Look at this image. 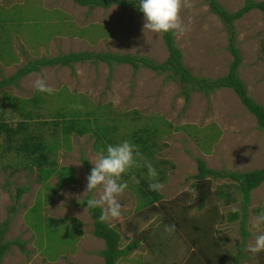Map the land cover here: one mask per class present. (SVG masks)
<instances>
[{
	"label": "rangeland",
	"instance_id": "rangeland-1",
	"mask_svg": "<svg viewBox=\"0 0 264 264\" xmlns=\"http://www.w3.org/2000/svg\"><path fill=\"white\" fill-rule=\"evenodd\" d=\"M215 1L229 13L246 2ZM191 3L193 7L181 13L187 32L173 36L181 63L195 77L224 75L232 59L227 50L229 33L209 9L207 0ZM143 23V15L117 4L89 8L72 0H0V82L28 60L59 53H127L160 62L167 55L162 38L143 31ZM230 25L240 55L237 75L247 95L264 107V11L251 8ZM167 75L141 65L135 69L128 63L107 66L103 61L90 59L75 61L71 67L41 66L16 83L0 85V115L13 125L17 118L3 104L2 96L23 99L24 108L36 114L31 119L35 129L39 130V125L49 144L53 143L49 121L57 118V112L77 118L81 115L89 121V128L82 134L71 131L65 135L66 147L59 144L63 136L58 125L59 141L51 157L60 169L44 181L38 180L33 165L23 166L14 149L0 147V226L7 220L1 241L18 239L24 246L21 251L10 245L0 264H103L97 253L103 248V241L92 235V219L82 204L86 194L90 198L100 195V190L85 192L90 172L83 160L92 168L101 149L90 131L94 125L92 118L96 119V126L116 127L112 136L114 145L125 140L133 143L131 129L146 125L154 129L151 131L155 137L150 136L148 142V151L152 153L147 155L142 150L147 143L138 148L151 160L159 182L164 185L157 192L164 201L187 191L188 198L183 196L182 200L190 202L196 158L202 159L208 168L227 172L264 165V129L257 128L255 118L232 89L221 87L207 94L189 90L187 103L180 92L182 83ZM38 76L56 89L53 95L34 89L33 82ZM147 138L149 135L144 140ZM139 169L122 176L128 188L118 197L120 217L104 221L119 233V247L139 236L136 246L115 264H190L195 248L199 250L205 242L202 239L198 248L190 242L197 235V226L194 225V231L187 227L166 232L165 226L171 224L163 222L161 213L154 210L157 202L140 206L143 200L136 185L140 178L150 180L148 170ZM21 185L26 190L15 200V189ZM234 186L228 177L213 179L211 189L218 188L222 194L214 193L201 209H190L185 215L186 224L189 225V217H201L210 208L223 217L236 209L237 218L231 222L222 219L215 224V234L222 240L216 243L220 252L235 254L239 257L238 264H264V251L253 255L246 250L258 234L251 227L252 218L264 211V181L250 191L245 203ZM36 199L39 207L28 211Z\"/></svg>",
	"mask_w": 264,
	"mask_h": 264
},
{
	"label": "trees",
	"instance_id": "trees-1",
	"mask_svg": "<svg viewBox=\"0 0 264 264\" xmlns=\"http://www.w3.org/2000/svg\"><path fill=\"white\" fill-rule=\"evenodd\" d=\"M72 1L80 6H87L89 8L96 6L106 8L109 5L117 4L122 8L131 7L136 12L143 15V13L138 8L139 3L136 0ZM207 4L209 9L218 16L229 33L227 50L231 54L232 59L229 62L228 69L224 75L215 78L195 77L191 75L189 70L181 63V54L178 48L174 45L173 35L168 33L161 36L163 44L167 50V55L160 62H155L145 56H136L127 53H92L87 51L59 53L53 57H40L33 60H28L26 63L19 66L14 73L9 75L7 78H3L4 80L0 82V85H4L5 83H16V81L24 74L36 71L41 66L57 64L71 67L73 62L82 60H99L106 63L107 66H110L112 63H128L134 69L138 65H141L157 73L166 72L169 78L182 83L180 92L183 94L184 101L187 103L189 90L207 94L221 87L232 89L233 92L238 96L241 104L255 118L257 128L264 129V107L247 95L244 83L240 80L236 72L240 62V55L234 45L233 30L230 25L232 20L239 18L243 13L251 8H257L260 11H264V1L255 2L246 0L242 7L231 13L222 9L215 0H207ZM36 99L37 97L35 98V101ZM1 100H4L3 104L8 107L10 113L11 111L14 113V116H16L17 120L13 125H11L9 121L4 119L3 114L0 115V147L3 148V150L14 149L15 153L19 154L20 156L19 161L21 162V160H23V166L33 165L35 167L37 178L41 181H44L53 174H56V170L60 169H57L54 157H51V155L54 153V148L59 141L56 134L58 125L63 136L62 141L59 144L65 145V147L67 146V139L65 138L67 133L72 131L77 134H82L89 128V121L84 116L80 115L78 118L70 117L65 116L64 112H57L55 116L57 118L49 121L50 126L52 127L50 140H53V143L49 144L47 139H45L47 140V142H45L43 132L39 131V125H37L39 130L35 129L36 124L33 123L31 119L33 120L36 114L34 113L33 115L31 109L24 108L25 101H23V99L20 100L17 97L4 94ZM29 100L32 102L34 97L32 99L30 98ZM95 121L96 119L92 118L94 125L93 129L90 131L93 135L94 142L96 144L98 143L97 146L105 148L106 145H114L112 136H114L116 127H112L111 125L96 126ZM151 130L154 129H151L147 125L145 127L131 129V140L133 141V144L140 146V144L147 143L145 146H142V150H146L147 155L152 153L151 150L148 151V148H150V144L148 142L151 140L152 136L155 137L154 131ZM111 132L112 134H110ZM148 135L149 140L148 138L144 140V138L148 137ZM13 142L16 143L15 146L13 145ZM151 144L153 143L151 142ZM83 164L90 172L91 168L85 162V160H83ZM6 165L9 166V164ZM169 166L172 167V163H170ZM195 168L196 171L193 174V181L190 184V188L194 190V194L192 197H190L189 203H185V200H182L183 196L184 198H188L189 193L187 191L181 192L179 195L164 201L157 192L149 191L148 185L150 181H145L143 178H140L136 185L137 192L139 191V194L143 200V202L140 203V206L153 205L154 202H157V204L153 207L155 211L161 213V220L165 223H170L171 225L174 224L175 229L179 231H181V228L187 227L188 229H192L194 231V225L197 226V235L192 236L190 242H192L195 246L197 245V248L199 246V242L202 239L207 243L203 241L204 243H201V248L199 250H196L195 248V254H193L194 259H191L190 264H238L239 257H237L235 254H230L227 250H221L222 253L220 252V247H218L220 245H217L216 243L218 241L222 242V240L215 234V224L222 219L231 222L238 217V211H231L223 217L222 215L217 214V210L210 208L205 214H201V217H189L187 219L189 225L186 224L185 215L192 208L201 209L204 203L209 200L214 193L218 195L222 194L218 188H215L214 190L211 189L212 180L217 177H228L230 180H232L235 183V189L241 195V201L245 203L248 200L250 191L257 187L262 181H264V165L253 170L227 172L208 168L202 159L196 158ZM142 169L147 171V168L145 167H142L139 170L142 171ZM70 177L73 179L72 173ZM158 180L160 181V178H158ZM15 190L14 198L16 200L18 196L26 190V186H17ZM224 195L227 196V194ZM89 198V194H86L82 199V204L86 207L92 219V235L101 239L104 245L102 249L97 251V253L102 257L103 264H115L117 259L124 257L130 248L136 246L139 236L137 235L124 247H119V233L113 229V227L108 226L105 222H101L99 220L101 215L100 208H87V200ZM38 201L39 199H36L28 211H35V209H37L40 205ZM243 203L241 204L242 210H244ZM11 208L13 209V207ZM175 217H178L179 220H176ZM6 224L7 220H5L0 226V259L4 252L12 244L19 247L21 251H24L23 243H21V241L18 239L1 241ZM244 236L245 233L242 231V239ZM141 238L145 240L144 236Z\"/></svg>",
	"mask_w": 264,
	"mask_h": 264
},
{
	"label": "clouds",
	"instance_id": "clouds-1",
	"mask_svg": "<svg viewBox=\"0 0 264 264\" xmlns=\"http://www.w3.org/2000/svg\"><path fill=\"white\" fill-rule=\"evenodd\" d=\"M192 7L191 0H140L138 8L143 13V31L148 30L159 36L168 33L173 36H183L188 28L181 13L184 9ZM188 23H191V19ZM33 87L36 91L47 95H53L56 91L40 76L33 82ZM73 107L81 110L83 108L82 105H73ZM92 164L90 174L86 177L85 192L100 190V195L89 198L87 208H100L101 222L120 217L121 204L118 197L128 188L127 182H122V176L132 169L147 168L150 180L149 191L159 192L164 187L159 182L158 173L151 161L143 156L137 145L128 140L115 145L109 144L106 149L101 148ZM251 227L257 230L258 234L246 250L255 255L264 251V211L252 218ZM165 231L174 232L175 225H166Z\"/></svg>",
	"mask_w": 264,
	"mask_h": 264
}]
</instances>
